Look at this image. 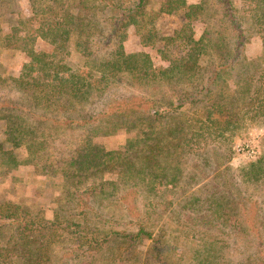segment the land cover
<instances>
[{
	"label": "trees",
	"instance_id": "16d2710c",
	"mask_svg": "<svg viewBox=\"0 0 264 264\" xmlns=\"http://www.w3.org/2000/svg\"><path fill=\"white\" fill-rule=\"evenodd\" d=\"M148 1L26 0L39 27L29 20L13 26L12 41L3 47L26 53L38 70L68 71L74 56L98 80L76 74L38 87L27 77H14L33 109L0 99V165L7 170L50 165L48 171L75 186L67 214L49 218L9 202L0 205V264H50L51 253L60 262L95 264L96 254L118 251L124 240L134 244L146 239L152 244L146 261L170 264L163 249L170 235L164 220L169 207L177 218L195 216H187L185 229L174 235L191 249V264H264V152L237 173L228 168L214 173L220 191L212 189L204 198L191 194L164 202L155 191L157 185L181 187L186 141L212 144L220 155L219 144L232 128L245 119L264 122V88L256 83L264 58L246 55L251 35L244 24L249 21L252 35L264 38V0H255L244 15L235 0H215L220 7L216 24L202 16L207 11L203 3L166 0L159 9L165 14L184 7L186 19L194 13L203 17L200 32L186 23L170 33L160 31L146 13ZM104 11L109 18L100 26L96 13ZM126 28L138 38V49H125ZM37 38L49 43L51 51H36ZM152 53L167 62L157 72ZM206 60L210 66L204 67ZM166 84L170 86L163 91ZM119 129L138 135L117 149L97 142ZM52 140L65 148L57 152L60 161L46 154ZM111 169H116L113 179L105 176ZM189 178L196 181V176ZM120 186L126 190L118 195ZM139 186L151 195L147 202L146 196L144 202L138 200ZM128 196H133L130 202ZM202 210L207 218L199 216ZM234 216L238 224L231 223ZM160 221L154 235L152 228ZM105 258L110 264L112 257Z\"/></svg>",
	"mask_w": 264,
	"mask_h": 264
},
{
	"label": "rangeland",
	"instance_id": "374dc122",
	"mask_svg": "<svg viewBox=\"0 0 264 264\" xmlns=\"http://www.w3.org/2000/svg\"><path fill=\"white\" fill-rule=\"evenodd\" d=\"M185 4H197L203 3V6L207 9L205 13L202 14L205 18H209L213 24H216V19L220 14V7L215 4V0H184ZM166 0H149L145 11L147 14L154 17L156 26L163 33H170L173 29L179 28L181 25L189 23L195 30V32H200L203 27L202 16L199 14H192L190 19H186L183 15L184 7L174 10L170 14H165L159 9ZM238 7L239 13L244 15L250 8L255 4V0H235ZM184 5V4H183ZM163 8H166L164 6ZM0 27H1V38H0V77L4 78L6 81H0V99L9 98L15 105L22 108L33 109L31 98L29 95L20 90L13 83L12 78L14 77H27L36 86L40 87L46 83L52 81H69L76 74L83 75L88 78L89 81L96 83L98 76L88 73V70L78 66L79 62L74 58L72 59V65L74 67L65 72H54L49 68L44 70H38L35 62L27 56L26 53L13 50L8 47H3L2 43H10L12 41V27L17 25L22 27L23 21L29 20L34 28L38 29L39 20L38 17L30 12L26 0H6L0 6ZM109 18V12H97L96 20L100 26H106ZM21 24V25H20ZM247 28H250L248 32L251 35V39L248 41L250 44V49L246 52L249 58H257L258 61L264 58V38L252 35L253 28H251L250 22L244 23ZM127 31V39L125 41V49L127 51H132L140 47L138 38L130 33L129 28L125 29ZM247 43V44H248ZM246 44V45H247ZM36 51H51L52 47L49 43L44 40L37 38L34 42ZM246 48V46H245ZM148 50V48H146ZM104 52V51H100ZM153 64L154 70L157 72L164 68L167 62L154 55ZM70 59V58H69ZM264 63V62H263ZM202 66H210L209 61H203ZM262 73H257L261 75ZM264 88V72L260 76V79L256 81ZM170 84H166L163 87V91L167 90ZM139 97H135L134 103L138 102ZM123 107L122 105H120ZM19 111V110H18ZM39 111V110H36ZM241 127L232 128L226 133L227 141L219 144V154H216L211 150V145L203 144L196 140H188L184 144L186 150V156L183 160L184 175L182 176L180 185L176 189H172L168 186L157 185L155 187L156 193L160 196V199L164 202L178 201L181 198L197 194L201 198H204L210 191L217 190L220 191L221 182L212 180L214 173L222 171L224 168H228L230 173H237L239 168L247 164L248 162L255 161L262 152H264V122L258 120H247L240 122ZM138 135V131L133 129H119L115 134L111 136L102 137L100 139L96 138L97 142L104 145L106 149H117L120 148L125 140L130 137ZM3 140V120L0 118V141ZM5 146H7L5 144ZM255 149L256 157L254 159L248 157L247 150ZM64 146L57 140H52L48 144L46 154L50 155V159L59 160L58 153L64 150ZM207 160L208 164L204 162ZM60 161V160H59ZM58 161V162H59ZM48 164V161H45ZM46 169V170H45ZM43 169L42 166L35 167L30 165H21L14 169H5L4 166L0 165V205L4 203H12L14 205L20 206L31 213L39 214V216L52 217L57 213L67 214L68 209L73 205V195L72 192L75 191L74 184L64 177H58L54 175L51 171V166L48 165ZM189 175L196 176V181H189ZM229 174H225L228 177ZM107 178H115L116 169L110 170L109 173L105 175ZM85 185L87 182L84 183ZM80 184V188L84 185ZM205 184V185H204ZM207 185V186H206ZM205 186V187H204ZM126 188L120 186L118 190V195L124 194ZM139 195H137L138 200L144 202V196H146V202L151 199L146 189L143 186L137 188ZM148 196V197H147ZM133 196L125 198L126 201H131ZM63 211V213L61 212ZM191 215V216H190ZM165 220V227L168 229V233L165 240L166 244L163 245V249L167 254V259L170 264H191L189 256H191V249L185 245H181V237H175L174 235H179L184 225L187 216L195 217L191 213H187L186 216L181 215L179 218L176 214H173L172 207L167 210ZM201 218H207L208 213L203 211L199 213ZM72 215L70 216V218ZM73 218H77L73 216ZM179 219L180 222H176ZM240 219L233 217L231 223L238 224ZM162 221L157 223L152 229L154 235L156 230L159 228ZM176 227L178 229H176ZM172 240H176V243H172ZM151 241L149 239L142 240L139 243L131 244L129 241L124 240L122 246L118 251L111 252L110 254H96L95 264H105L109 261L106 260V255L108 254L112 258L110 259V264H149L146 259L151 257ZM65 248L61 246L59 250ZM53 255L50 264H75L73 260L60 262L56 253H51Z\"/></svg>",
	"mask_w": 264,
	"mask_h": 264
},
{
	"label": "built area",
	"instance_id": "2783aa9c",
	"mask_svg": "<svg viewBox=\"0 0 264 264\" xmlns=\"http://www.w3.org/2000/svg\"><path fill=\"white\" fill-rule=\"evenodd\" d=\"M247 155H248V157L254 159L256 157L255 149L251 148V149L247 150Z\"/></svg>",
	"mask_w": 264,
	"mask_h": 264
},
{
	"label": "crops",
	"instance_id": "0c3cea01",
	"mask_svg": "<svg viewBox=\"0 0 264 264\" xmlns=\"http://www.w3.org/2000/svg\"><path fill=\"white\" fill-rule=\"evenodd\" d=\"M249 45H250L249 43L246 45V48H245V51H246V52H248L249 49H250V46H249Z\"/></svg>",
	"mask_w": 264,
	"mask_h": 264
}]
</instances>
